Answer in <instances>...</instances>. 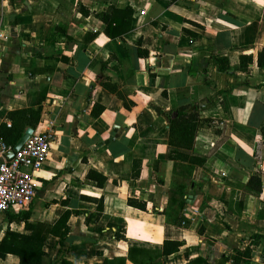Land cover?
<instances>
[{
    "label": "crops",
    "instance_id": "crops-1",
    "mask_svg": "<svg viewBox=\"0 0 264 264\" xmlns=\"http://www.w3.org/2000/svg\"><path fill=\"white\" fill-rule=\"evenodd\" d=\"M111 7L131 9L121 36L99 17ZM263 48L264 0H0V124L40 101L33 130L52 131L29 220L67 215L62 245L48 235L42 246L53 264H133L128 247L165 239L183 244L163 264H215L234 249L248 253L238 264H264ZM193 102L207 119L193 146L205 161L188 186L165 157L167 112ZM169 190L182 209H167ZM25 208L0 215V241L29 234L12 217Z\"/></svg>",
    "mask_w": 264,
    "mask_h": 264
},
{
    "label": "trees",
    "instance_id": "trees-1",
    "mask_svg": "<svg viewBox=\"0 0 264 264\" xmlns=\"http://www.w3.org/2000/svg\"><path fill=\"white\" fill-rule=\"evenodd\" d=\"M131 9L109 8L108 12L100 14L99 17L105 23V33L109 36H121L129 29ZM139 54L147 55L146 51L138 50ZM225 59V58H224ZM224 69L228 68L227 59ZM257 65L264 66V48L258 53ZM42 100V95L41 99ZM42 107L39 104L33 108H26L8 113L10 119L9 126L0 124V138L4 144L11 148L26 127L35 128ZM168 124L166 130V159L173 162V170L176 174L182 175L187 185L192 184L191 174L195 167L202 166L205 158L194 152V139L202 122L206 118H202L199 114L197 103H189L179 106L167 112ZM185 172V173H183ZM133 176L137 172L132 173ZM87 176L95 180L96 184L101 186L106 181V177L98 174L94 170H89ZM246 185L255 191L260 190V178L258 174H251ZM179 187H184L180 184ZM127 204L138 209H145L142 201L128 198ZM182 209L184 207V199L175 190H169L167 209L171 206ZM31 210V202L24 210H20L13 214V219L23 221L25 230L29 234H21L7 230L5 236L0 241V258L6 253L14 254L18 257V264H53L54 251H45L42 246L48 235L58 238L59 244L62 245L67 234V226L65 224L67 215H62L53 225L44 224L29 220ZM175 213V211H173ZM167 216V210L164 211ZM181 241L165 239L162 242L161 249H146L139 247L127 248V259L133 264H163L171 255L177 253L182 246ZM248 255L247 251L233 250L231 257L222 255L215 264H238L241 257ZM123 263V259H118ZM109 263V262H108ZM66 264V263H65ZM186 264H211L207 259L197 256Z\"/></svg>",
    "mask_w": 264,
    "mask_h": 264
},
{
    "label": "built area",
    "instance_id": "built-area-1",
    "mask_svg": "<svg viewBox=\"0 0 264 264\" xmlns=\"http://www.w3.org/2000/svg\"><path fill=\"white\" fill-rule=\"evenodd\" d=\"M51 141L50 129L33 130L20 150L7 159L10 148L0 138V215L25 208L33 200L38 188L37 175L43 169Z\"/></svg>",
    "mask_w": 264,
    "mask_h": 264
},
{
    "label": "water",
    "instance_id": "water-1",
    "mask_svg": "<svg viewBox=\"0 0 264 264\" xmlns=\"http://www.w3.org/2000/svg\"><path fill=\"white\" fill-rule=\"evenodd\" d=\"M202 105H203L202 103H199L198 108L201 109ZM32 131H33V128H31V127H26L22 131L21 135L16 140L14 145L6 152L7 159H11L13 157V155L20 150L23 143L26 141V139L29 137V135L32 133Z\"/></svg>",
    "mask_w": 264,
    "mask_h": 264
},
{
    "label": "rangeland",
    "instance_id": "rangeland-1",
    "mask_svg": "<svg viewBox=\"0 0 264 264\" xmlns=\"http://www.w3.org/2000/svg\"><path fill=\"white\" fill-rule=\"evenodd\" d=\"M183 173H185V172H183ZM178 175V174H177ZM182 178H184L182 175H180Z\"/></svg>",
    "mask_w": 264,
    "mask_h": 264
}]
</instances>
